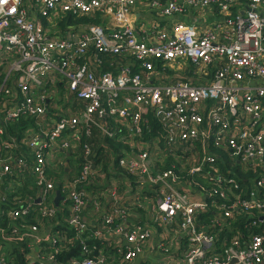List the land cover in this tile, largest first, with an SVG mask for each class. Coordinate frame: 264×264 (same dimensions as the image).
<instances>
[{"label": "built area", "instance_id": "obj_1", "mask_svg": "<svg viewBox=\"0 0 264 264\" xmlns=\"http://www.w3.org/2000/svg\"><path fill=\"white\" fill-rule=\"evenodd\" d=\"M145 1L0 0V62L8 63L7 70L0 67V123L6 126L10 121L25 117L36 123L43 122L47 114L44 102L52 98L48 93L56 92L57 82L63 83L70 94L85 103L82 113L61 117L51 130L40 124L38 133L30 132L32 135L25 142L33 154L30 167L25 156L12 160L6 154L0 155V179L12 173L14 168H29L37 186L42 189L40 201L9 211L8 218L22 222L37 216L45 218V222L53 219L56 212L50 193L56 184L47 178V172L51 164L59 163L60 157L52 150L72 149L78 144H71L68 138L81 142L83 129L89 132L98 127L108 140L130 143L137 150L136 158H120L121 167L138 175L141 184L148 180L149 184L164 188L160 190L163 199L158 208L159 219L169 224L177 217L181 218L180 229L188 234L191 245L187 264H197L200 259V264H264V235L254 237L245 247L238 241L233 242L224 252L225 259L216 255L205 258L204 247L209 249L207 253L214 252V238L199 231L196 221V215L214 207L223 208L226 227H229L228 219L232 218L233 210L248 214L262 210L264 214V0H239L237 19H233L231 12L238 5L237 0H182L202 9L221 1L229 28L221 36L216 30L202 33L189 24L177 22L170 29L157 24L136 28L132 11L143 6ZM151 8L154 12L160 4L155 2ZM184 10L173 1L163 8L162 14L174 16ZM96 13L108 18L112 26L89 27L82 36L68 39L65 35L64 40L47 36L36 18L43 15L55 22L69 15L94 17ZM90 51L132 56L143 62V70L134 72L130 68H120L115 72H96L97 59L86 62ZM153 59L173 68H178L176 66L183 61L190 62L201 71H209L216 61H224L226 66L215 69L214 81L210 83L180 80L161 84L163 78L153 72ZM52 76L57 80L46 86ZM42 86L48 93L38 97ZM8 96L13 98L10 104L4 99ZM18 99L22 101L14 103ZM38 101L41 104L38 105ZM5 103L8 106L3 109ZM149 122L160 124L167 149L160 148L161 142L155 138L151 151L147 150V142L140 138ZM3 133L4 129L0 127V135ZM176 143L199 148L200 162L190 168L189 176L191 188L197 196H205L204 200H192L177 189L178 174L168 171L155 175L150 169L152 156L159 153L163 158L165 150L171 154L173 151L168 149ZM1 144L4 149L1 152L11 150L5 141ZM83 148L86 162L83 177L64 188L60 185L62 194L67 189L64 203L69 202L70 222L79 230L77 237L82 242L79 236L89 230L80 222V216L94 196L85 192L89 185L85 184L88 182L86 175L97 165L91 147L84 143ZM224 151L229 152V160L221 159L219 154ZM220 163L223 166L237 164L241 172L222 173ZM241 174L253 176L255 186L248 189L241 186L238 178ZM218 199L227 200L231 205H220ZM121 212L123 217H128ZM115 220L112 215L105 218L109 231ZM37 231L33 226L28 237ZM114 232L124 235L130 244L127 251H123V258L128 262L141 253L142 244L149 238L147 232L129 230L124 225H117ZM81 256L85 259L71 261V264H104V259L91 258V250L87 247H83ZM0 264L5 261L0 260ZM29 264L37 262L29 260Z\"/></svg>", "mask_w": 264, "mask_h": 264}, {"label": "crops", "instance_id": "obj_2", "mask_svg": "<svg viewBox=\"0 0 264 264\" xmlns=\"http://www.w3.org/2000/svg\"><path fill=\"white\" fill-rule=\"evenodd\" d=\"M173 1L183 6L185 8L184 12L182 11L181 14L174 16H163V8ZM155 2L160 4V8L152 12L151 7ZM237 2L238 5L231 9L233 19L239 17L238 8L241 6V3L239 0H237ZM132 21L136 28H140L139 25L157 24L162 28L170 29L176 22L184 23L193 26L197 31L202 33H207L209 30H216L219 32V36L225 35V31L229 29L226 25L227 20L220 17L214 6L202 9L201 7L187 5L182 0H147L144 2L143 6H138L132 11ZM99 22V26L104 28L112 26L110 20L105 17H100ZM39 26L42 29V26ZM88 28V26H82L79 29L77 27H70L64 34L68 39L71 36L79 37L85 34ZM47 36L54 40H61L55 28H52ZM223 62L224 61H216L212 67L215 69L221 68L223 67ZM224 66H226V64H224ZM0 67H2V70L4 68L7 70L8 63L2 61L0 62ZM176 67H178L176 68L178 70L188 68L189 62L183 61ZM54 79L57 80V77H50L46 86H51L50 83ZM62 84L63 83L57 82L56 92L52 93H48V91L44 92L43 86L39 88L40 90L37 93L38 97L43 93H48V97L52 96L50 100L46 99L44 102V105L47 106V114L43 122H33L34 125H29L21 131H18L17 137L14 135L8 136L9 138L7 137V139L9 140L7 142L4 141L6 144H9L11 150L6 151L4 155L6 154V156H9L12 160L18 156H25L27 165L30 167L33 164V154L32 151L27 148L25 142L28 137L32 135L31 133H33V135L38 133L40 131V124H42L46 130H51V126L61 117H73L84 111L85 103L79 101L74 94H70L67 88ZM16 96L19 97L18 92ZM8 98L9 96L4 99ZM21 101V99H18V101L14 103L18 104ZM8 104H10V102H8ZM8 104L5 103L3 109L6 108ZM37 104H41L40 101H38ZM1 118L2 117H0V121ZM155 120L158 121L159 119L155 118ZM21 121L22 120H19L18 123ZM14 124L18 125L16 123ZM81 137V142H75L72 141L73 138H68L71 144H78L72 149L54 148L52 150L54 155L58 154L60 157L59 163L55 161L51 164L50 170L47 172V178L56 184L54 191L50 193L52 208L55 209L56 213L53 219L50 220L51 222H44L42 217L38 216L31 218V220L34 219V226L38 229L34 234V238L31 237L27 240L25 236L22 238L24 240H18L21 244L19 245L20 247L28 245L32 248L28 255L24 250H20L21 253L26 254L25 258L27 257L29 260L37 262V264H40L41 261V264H55V255L58 252V247L64 243H69L70 240H79L82 244V252L83 247H87V249L91 250V258L95 260L104 259V264H187V255L191 249V245H189L188 234L180 229L179 223L181 222V218L177 217L174 222L169 224H165L159 219L160 213L158 208L163 199L160 195V190L164 188H162L161 185L149 184L148 180H145V182L141 184L142 180L138 175H132L126 168L120 166V158H136L138 156L137 150H135L130 143L118 142L116 140L112 141L117 142L116 144H125L127 149L120 151L113 149L109 144H106L107 138L98 127L92 128L89 132L83 129ZM155 138H157V142H161L160 148L167 149L164 144L166 143V139L162 127L157 122H149V126L145 129L144 136L140 138L147 142L148 151H151ZM1 140L3 139L0 138V152L4 150ZM84 143L91 147L92 154L97 158V165L93 166V171L86 175V177H88V182L85 184H89L87 187L89 190H85V192L94 196L89 200V203L83 209L80 216V222L89 230L85 235L81 234L79 236L83 239L82 242V240L77 237L79 230L70 222V217L72 216L68 209L69 202L64 203L67 189H64L66 194H62L61 186L63 185L64 188L68 183L83 177L86 167L85 149L83 148ZM168 150L173 152L169 154L165 150L163 158L159 153L152 156L150 160V169L152 173L156 175L171 171L179 176L184 175L189 182L178 184L176 188L188 194L192 200H204L205 196H197L194 189L191 188L192 185L189 176L190 168L196 166L200 162V151L198 146H187L176 143ZM170 157L173 159H169ZM220 166L222 167L223 164L220 163L219 167ZM234 171L237 174L240 173L241 167L238 166ZM238 178L241 186L245 189L255 186L253 176L244 178L238 176ZM59 194L62 199L56 204V199ZM41 195L42 189L37 186L35 176L29 168H23L22 170L14 168L12 173L2 176L0 179V234L5 233L2 227L11 229L12 223L18 225L14 223L15 221L8 218L9 211L13 212L28 203H37L40 201L39 198ZM230 197L233 198L231 195ZM119 211H124L128 217H123L124 214L122 212L119 213ZM212 212H214L213 209ZM110 215L114 216L116 219L115 225L112 226L111 231L108 230L104 223L105 218ZM261 216L264 217V214H261ZM217 219L221 227H226L225 222H227V220L224 218L223 212L217 215ZM7 220L12 223L6 224L8 222ZM117 225H124L129 230L140 229L149 234V238L142 244L141 253L130 262L125 261L123 258V251H127L130 244L128 240L124 238V235H119L114 232ZM28 232L32 234L31 228L28 229ZM203 232L210 235L211 228L206 226ZM90 237L94 240L92 245L88 244V242L86 243ZM7 239L11 238L8 237ZM61 239L64 240L61 241ZM9 243L11 244V242L7 240L0 243V260L3 259L5 261L8 259V252L11 251L9 249L11 248ZM246 245L247 243H242L241 247H245ZM213 248L214 252L207 253L209 249L204 247L205 258H209V256L212 255L222 258L225 257L222 248L216 247V245ZM39 254L42 256V259H39ZM39 260L40 262H38ZM201 262L202 260L200 259L197 261V264Z\"/></svg>", "mask_w": 264, "mask_h": 264}, {"label": "trees", "instance_id": "obj_3", "mask_svg": "<svg viewBox=\"0 0 264 264\" xmlns=\"http://www.w3.org/2000/svg\"><path fill=\"white\" fill-rule=\"evenodd\" d=\"M213 6L215 7V10H217V13L220 15V17L224 18L225 13L222 12V8H221L222 2L218 1ZM36 18L39 24H41L42 26V31L46 35L50 32V30H52V28H55L57 30V35L62 40H64L65 38L64 33L68 31L70 27H77L79 29L82 26L93 27L100 25L99 22L100 13H96L94 17L92 16L75 17V15L74 16L69 15L55 22L43 15H38V17L36 16ZM95 59H97L95 63L96 72H107V71L115 72L120 68H130L134 72H138L143 70L142 66L144 65L142 61H138L134 57L129 55H104L102 53L90 51L86 56V62L88 63L94 62ZM151 62L154 66V70H153L154 75L163 77V80L160 81L161 84L174 83L180 80H184V81L191 80L194 83L199 82L201 84H206L214 81L213 72L215 71V68H213L212 66L209 68V71L208 70L201 71V69H198L195 65L189 62L188 68H183L181 70H178L176 68L167 66L166 63H163L159 60L153 59L151 60ZM83 63L84 61L81 62V64ZM224 64L225 62L222 63V65ZM178 78H182V79H178ZM8 100L11 103L13 101V98L10 96ZM20 120H22L20 123H18L19 120L10 121L6 126L0 123V127L4 129V133L0 135V138L3 139L1 140L2 142L4 140L7 142L9 140L7 139L8 136L11 135L16 136L18 131H21L22 129L26 128L29 125H34L33 122H35V120L27 117L21 118ZM14 123L18 125H15ZM116 143L117 142L115 141L107 139L106 144H109L113 149H116L118 151L127 149V146L125 144H116ZM219 155L221 159L229 160V155H230L229 152L227 151L220 152ZM169 159H173V158L170 157ZM94 160L97 163V158H95ZM220 169L222 173H227L229 171L236 170L237 164H228L226 166L224 165ZM241 176L244 177L245 175L241 174ZM188 182L189 180L184 175L180 176L179 184L188 183ZM218 201L220 205H222L223 203H226L227 207L231 205V203L227 202V200L224 201L218 199ZM222 209H223L222 207L221 208L214 207L213 208L214 212H212V208H211L208 212L204 214L196 215L198 230L203 232L206 226L211 228L210 236L214 238V243H215L214 246L216 245V247L222 248V251L225 252L230 246H232V243L235 241H238L240 244L242 243L248 244L254 237L264 235V217L261 216V214L263 213L262 210L254 211L251 214L242 212L240 210H233L232 218L228 219L229 227L222 228L221 226H219V221L217 219V215L220 212H223ZM42 219L45 222V218ZM34 222H35L34 219L31 220V218L27 219L25 222H22L20 220L15 221L14 223L18 225H14L11 221H8L6 224L12 223V228L9 229L7 227L5 228L2 227L5 233L0 234V240H3L0 241V243H3L4 240L11 242V244L9 243V246H11V248L9 249L11 251L8 252L9 256L8 259L5 260L6 261L5 264H29V259L27 257L25 258V256L26 254L28 255L31 252L32 248H30L28 245L24 247H20L19 245L21 244L18 240L20 238H24L25 236H26L25 239L27 240L30 239V237H28V234H30V232H28V229L34 226L35 224ZM253 222H256V224L253 225ZM15 229L17 230L16 233H14ZM8 237L11 239H7ZM31 237L34 238V235H31ZM87 242L88 244L92 245L94 243V240H92V237H90V239L87 240L86 243ZM20 250H24L27 253L23 254L20 252ZM81 253H82V244L79 242V240H75V241L70 240L69 243H64L63 245L58 247V252L55 255V262L57 264H70L71 261H75V260L82 261L85 258L81 256Z\"/></svg>", "mask_w": 264, "mask_h": 264}, {"label": "water", "instance_id": "obj_4", "mask_svg": "<svg viewBox=\"0 0 264 264\" xmlns=\"http://www.w3.org/2000/svg\"><path fill=\"white\" fill-rule=\"evenodd\" d=\"M62 199V197L60 196V194L58 195V198L56 199V204L59 202V200ZM234 264V262L232 263Z\"/></svg>", "mask_w": 264, "mask_h": 264}, {"label": "rangeland", "instance_id": "obj_5", "mask_svg": "<svg viewBox=\"0 0 264 264\" xmlns=\"http://www.w3.org/2000/svg\"><path fill=\"white\" fill-rule=\"evenodd\" d=\"M8 151V150H7ZM5 152H0V155H4Z\"/></svg>", "mask_w": 264, "mask_h": 264}]
</instances>
